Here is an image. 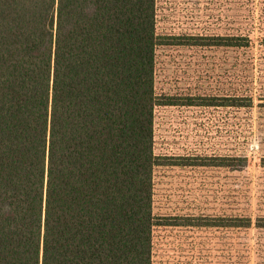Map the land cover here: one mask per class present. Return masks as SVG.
<instances>
[{"label":"trees","instance_id":"trees-1","mask_svg":"<svg viewBox=\"0 0 264 264\" xmlns=\"http://www.w3.org/2000/svg\"><path fill=\"white\" fill-rule=\"evenodd\" d=\"M169 40L156 32V0H0V264H153L156 227L252 226L154 214L156 169L199 165L154 153V110L254 106L246 91L179 99L154 86L159 46L246 51L249 35ZM246 165L244 155L200 163Z\"/></svg>","mask_w":264,"mask_h":264},{"label":"rangeland","instance_id":"rangeland-1","mask_svg":"<svg viewBox=\"0 0 264 264\" xmlns=\"http://www.w3.org/2000/svg\"><path fill=\"white\" fill-rule=\"evenodd\" d=\"M156 32L169 39L244 33L246 51L163 45L156 50L157 95H233L254 98L249 110L167 106L154 110V153L186 157L194 166L161 167L154 174V214L194 224L205 218L249 217L250 228L161 226L153 231V264H264V0H156ZM170 37V38H169ZM175 40H171L174 42ZM251 60L242 72L233 64ZM247 158L241 171L200 166L216 157ZM192 161V162H194ZM196 163V162H195Z\"/></svg>","mask_w":264,"mask_h":264}]
</instances>
